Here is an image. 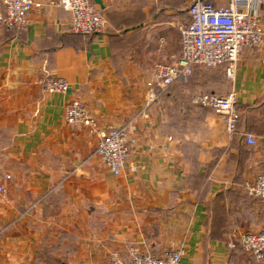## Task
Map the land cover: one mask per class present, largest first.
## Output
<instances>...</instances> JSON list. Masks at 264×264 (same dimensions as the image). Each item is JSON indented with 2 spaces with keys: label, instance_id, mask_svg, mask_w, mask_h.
I'll return each instance as SVG.
<instances>
[{
  "label": "crops",
  "instance_id": "0c3cea01",
  "mask_svg": "<svg viewBox=\"0 0 264 264\" xmlns=\"http://www.w3.org/2000/svg\"><path fill=\"white\" fill-rule=\"evenodd\" d=\"M39 1L24 30L0 29V264H109L133 246L156 256L182 247L181 264H264L239 240L264 229V198L244 188L264 173V146L243 136L264 133V42L243 49L233 81L223 68H197L148 104L154 64L180 52L190 0H93L106 28L90 35L74 33L55 0ZM42 69L68 80V91H44ZM232 89L240 119L230 135L190 97ZM74 98L101 127H130L120 175L96 154L94 131L66 122Z\"/></svg>",
  "mask_w": 264,
  "mask_h": 264
},
{
  "label": "built area",
  "instance_id": "2783aa9c",
  "mask_svg": "<svg viewBox=\"0 0 264 264\" xmlns=\"http://www.w3.org/2000/svg\"><path fill=\"white\" fill-rule=\"evenodd\" d=\"M0 29L22 31L28 25V16L33 9L40 10L44 4L39 0H0ZM71 12V30L76 34L90 35L103 32L106 19L93 0H55L53 2ZM264 0H229L224 6H215L212 0H190L189 20L180 22V52L175 56L163 54L155 63L149 79L148 104L153 103L160 91L168 90L175 83L188 84L197 68H223L226 77L233 81L240 56L246 47H258L264 42V28L260 22V11ZM36 82L48 93H66L70 87L68 80L51 75L42 69ZM190 101L196 106L206 107L220 114L230 135L236 131L240 116L238 93L232 89L226 94L197 92ZM64 116L68 124L83 125L98 136L96 154L115 175H120L126 167L130 148L135 142L130 127H101L97 118L81 99L68 100L64 106ZM244 139L249 145L264 146V133L256 136L245 132ZM5 179L11 175L6 174ZM244 188L249 196L264 198V173L247 180ZM8 189L0 178V201L6 198ZM244 252L258 261L264 259V229L244 231L239 236ZM234 248L233 242L228 244ZM184 249L167 250L162 256L133 246L128 258L112 252L109 264H181Z\"/></svg>",
  "mask_w": 264,
  "mask_h": 264
},
{
  "label": "trees",
  "instance_id": "16d2710c",
  "mask_svg": "<svg viewBox=\"0 0 264 264\" xmlns=\"http://www.w3.org/2000/svg\"><path fill=\"white\" fill-rule=\"evenodd\" d=\"M239 119H240V117H239ZM239 119H238V121H239ZM238 123V122H237Z\"/></svg>",
  "mask_w": 264,
  "mask_h": 264
}]
</instances>
